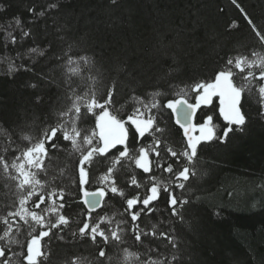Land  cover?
Listing matches in <instances>:
<instances>
[{
	"label": "trees",
	"instance_id": "trees-1",
	"mask_svg": "<svg viewBox=\"0 0 264 264\" xmlns=\"http://www.w3.org/2000/svg\"><path fill=\"white\" fill-rule=\"evenodd\" d=\"M0 2H6V10L0 13V25L7 28L8 23L18 17L22 26L31 29L36 37L35 42L28 39L23 46L9 44L5 49L3 38L6 33L0 31V155L9 163L15 152L24 150L39 137L43 127L56 120L58 109L66 103L60 81H72L76 93L80 95L88 91L89 87H94L97 97L103 94L105 85L117 82L114 108L118 110L117 114L126 117L139 106V99L151 103L157 91L162 93L157 97L161 104L180 93L181 89L191 92L193 83L211 79L214 70L222 63V58L237 55L252 58L264 53V47L244 18V13H247L261 35H264V0H236L244 13L240 12L232 0H123L119 10L107 9V0H63L65 4L74 5L73 8L65 9L67 17L73 14L79 16V12L83 11L95 19L90 24H86L83 19L79 20L68 34L71 47L66 44L63 49L55 45V26L50 19L40 18L29 23V20L34 19V14L29 13L28 9L42 11L51 0ZM110 14L123 16L126 23H104ZM197 15L203 23L194 27ZM233 21L239 25V30L235 26L228 28ZM14 34L19 36L18 31ZM101 40L105 44L103 52L97 46ZM49 41H53L55 52L62 55L60 61L43 60L33 55L23 61L25 66L31 67V71H14L21 63L19 60L10 68V60L15 58L17 47L20 51L33 46L44 48ZM93 53L97 55L90 68L68 63L69 56L76 59L83 55L92 57ZM170 69H175L170 80L171 88L169 78L165 75ZM126 70L132 72L134 80L126 74ZM45 74L55 76L59 85L58 88L43 92V95L53 98L54 106L51 109L36 107L33 103L36 92L24 87L25 83H38ZM88 77L95 80V85ZM192 100L194 102V96ZM246 100L243 110L249 119L247 132L240 133L233 126L236 134L229 133L226 143L213 141L211 144H202L192 164L187 165L182 160L181 164L190 168V179L185 182L184 190L174 187L172 174L157 171L153 165L156 176L160 175L162 182L172 184L170 190L175 192L178 200L183 197L194 204L193 208L184 213V221L171 216L166 199L155 202L157 211L151 216L141 214V221L137 222L140 227L144 231L156 233V237L150 236L147 239L142 236L144 244L153 251L148 252L145 247L128 239L125 244L105 247V257L98 258V249L90 241H49L46 237L42 245L49 242L54 253L50 257L51 264H70L73 259L76 264H100V261L103 264H145L148 260L156 264H168L164 257L170 258L171 246L159 236L169 228L174 230L181 242L191 246L187 251H191L192 247L196 249L191 256L197 264H264V101L258 99V94H246ZM201 113L213 116L217 136L221 135L227 122L219 116L218 98L214 97L211 105H202L195 116L197 124L201 122ZM81 116L78 127L91 129L94 117L83 118V108ZM167 124L168 136L161 139L160 145L162 156H167L166 147L181 151L185 139L183 130L174 120L168 119ZM50 155L52 159L45 161L47 176H40L42 180H47L42 193L45 194V204L41 208L49 204L47 192L54 189L59 192L63 188L65 199H68V178L73 174V161L77 154L72 153L69 147L67 152ZM173 160L169 157L167 162L172 163ZM94 167L97 169L96 175L90 171V184L86 186L91 191L100 186L94 181L106 165L100 163L94 164ZM173 167L175 171L177 166L173 164ZM134 174L141 180L140 170L135 169ZM143 175L146 180L151 174ZM129 179L126 175L122 182L118 181L119 186L124 187L129 198L135 192L143 198L146 191L144 182L141 181L142 187L134 192L125 186ZM72 190L75 195L65 205L63 214L70 220L82 222L87 211L81 201L82 193L77 192L74 186ZM19 198L20 192L15 182L6 179L0 168V234L5 228L3 219L9 211L17 208ZM36 199L33 197V202ZM105 203L106 209H98L97 212L104 214L106 211L114 217L112 227L122 220L127 221L120 225L122 228L131 223L123 212L126 205L120 197L111 200L106 197ZM93 216L96 217V213ZM51 218L55 220L54 215ZM193 222L197 224L198 232L192 230ZM70 227L78 231L75 223ZM101 227L106 228L105 225ZM24 228L22 225L19 238L26 243L28 237ZM13 250H16L15 246ZM189 259L185 257V260ZM2 260L0 258V262ZM9 264H20V261L13 257Z\"/></svg>",
	"mask_w": 264,
	"mask_h": 264
},
{
	"label": "snow or ice",
	"instance_id": "snow-or-ice-1",
	"mask_svg": "<svg viewBox=\"0 0 264 264\" xmlns=\"http://www.w3.org/2000/svg\"><path fill=\"white\" fill-rule=\"evenodd\" d=\"M232 3L236 4V0H232ZM122 5L123 0H107L106 8L119 10ZM73 7V4H65L63 0H51L42 11L37 12L35 8L28 9L29 13L34 14V19L29 20V23H34L40 18L50 19L55 26V45L63 49V46L67 44L70 48L68 34L72 27L81 19L86 24L95 22L94 17L83 11L79 12V16L73 14L67 17L65 9ZM236 7L244 13V9L239 4H236ZM5 10L6 2H0V13ZM244 18L261 46L264 47V35H261V31L257 29L252 19L248 18L247 13H244ZM61 20L64 22L61 23ZM104 23L123 25L126 21L123 16L117 17L110 14ZM202 23L197 15L193 22L194 27H199ZM234 26L236 30H239V25L235 21L229 24L228 28L232 29ZM0 31L6 33L3 38L5 49L9 44L23 46L26 40L31 39L35 42L36 39L32 30L25 29L18 17L9 22L7 28L0 25ZM17 31L19 36L14 34ZM97 46L101 52L104 51L103 40L98 42ZM33 55L43 60L60 61L62 59V55L55 52L53 41H49L44 48L33 46L26 51H20L17 47L15 58L10 60V68L16 60H19L21 63L15 67L14 71H31V67L25 66L23 61L26 57L31 58ZM63 55L66 56L67 53ZM96 55L93 53L92 57L83 55L76 59L69 56L67 59L69 64L90 68L95 62ZM3 59H8V57ZM178 68L179 65H177ZM174 72L175 69H170L165 74L169 78L170 88L172 87L170 80ZM126 74L131 79H135L131 71L126 70ZM88 79L92 80L95 85L92 77ZM60 85H62L63 98L66 103L58 109L56 120L43 127L39 137L34 142H30L24 150L15 152L13 149L15 155L11 163L0 155V168L3 170L4 177L14 181L20 192L17 208L9 211L3 219L5 228L0 234V258L3 260L0 264H9L13 257L19 260L20 264H51L50 257L54 253L49 247V242L46 241L44 245L41 243L46 237L49 241L66 239L90 241L98 249V258L105 257V247L125 244L128 239L145 247L148 252L153 251L154 249L147 248L144 244L142 236L147 239L150 236L156 237V233L144 231L140 227L137 222L141 221V214L145 217L151 216L157 211L155 202L166 199L171 216L184 221V213L194 207V204H191L187 198L181 197L178 200L175 192L170 190L172 185L162 181L157 182L153 165L157 171L172 174L175 181L174 187L184 190L185 182L190 179V168L182 165V160L187 165L192 164L202 144H211L213 141L220 144L226 143L229 140V133L236 134L233 132V126H236L240 133H246V125L249 123L243 110L244 104L247 103L246 94L251 96L256 89L258 99L264 101V58L249 59L245 55L222 58V63L214 70L211 79L200 80L191 85L190 90L194 94V102L189 103L186 98L187 93L181 89L180 93H176L161 104L157 97L162 93L157 91L151 103H144L143 99H139L137 101L139 106L135 107L126 117L117 114L118 110L114 108L113 97L118 93L115 81L105 85V91L100 97H97L94 87H89L88 91L80 95L76 93L72 81H60ZM24 87L36 92L33 99L36 107L51 109L54 106L53 98L43 95V92L59 87L55 76L45 74L40 77L38 83H25ZM214 97L218 98L219 116L227 122L219 136H217V128L213 124L212 115L201 113V122L193 123L197 110L201 109L202 105H211ZM133 99L136 98L133 97ZM82 108L83 118L94 117V126L91 129H81L77 126L82 119ZM168 119L174 120L175 124L183 130L185 139L181 151L177 152L171 147H166L167 156H162L160 145L161 139H166L168 136L166 131ZM60 141L67 143L61 144ZM9 143L11 144V141ZM69 147L71 152L77 155L73 161V174L68 178V199H65L66 192L63 188L59 192L54 189L47 192L49 204L41 208V205L45 204V194L42 193L47 183V180L40 178L41 174L47 176L45 161L52 159L50 153L67 152ZM169 157L174 158L172 163L167 162ZM100 163L106 165L94 181L100 186L90 191L85 188V185L90 184V171L94 176L96 175L97 169L94 164ZM173 164L177 166L175 171ZM135 169L140 170L141 180H138L134 174ZM143 174L151 175L145 180ZM126 175L130 179L125 186L132 188L134 192L135 189L142 187L141 181L144 182L146 191L143 198L138 192L129 198L124 187L119 186L118 181L122 182ZM73 186L77 192L82 193L81 201L87 210L82 222L70 220L63 214L65 205L69 204L75 195L72 190ZM33 197H37L34 202ZM106 197L109 200L120 197L126 205L123 212L131 222L126 228L120 225L127 221L122 220L112 227L114 217L109 216L106 211L104 214L97 212L98 209H106ZM29 202H32L31 210L27 207ZM93 213H96V217ZM53 215L55 216L54 221L51 218ZM73 223L78 226V231L70 227ZM22 225L25 226L23 230L26 231L28 237L26 243L19 238ZM102 225L106 228L101 227ZM191 227L194 232H198L195 222ZM37 228L40 229L39 232ZM159 238H163L171 246L170 258L164 257L168 264H197L196 259L191 256L196 249L192 247L191 251H187L191 246L186 242H181L173 229L169 228L167 232H161ZM14 246L16 250H13ZM185 257L191 259L185 260ZM137 260H139L138 255ZM70 264H76V260L73 259ZM100 264H103V261H100ZM145 264H156V262L148 260Z\"/></svg>",
	"mask_w": 264,
	"mask_h": 264
},
{
	"label": "rangeland",
	"instance_id": "rangeland-1",
	"mask_svg": "<svg viewBox=\"0 0 264 264\" xmlns=\"http://www.w3.org/2000/svg\"><path fill=\"white\" fill-rule=\"evenodd\" d=\"M258 58H264V53L263 54H257V55H255V56H253L252 58H249V59H258ZM257 87H258V85H257ZM185 93H187V96H186V98L189 100V103H191L193 100H192V98H193V96H194V94L192 93V92H190V91H184ZM181 94H183V93H181ZM252 95H257V91H256V89H254V91H253V94ZM197 112H198V110H197ZM193 123H195V117H194V120H193ZM78 126V125H77ZM217 128V127H216ZM82 129V128H81ZM195 134H198V133H195ZM101 172L99 171V174H100ZM97 177V176H96ZM160 181H162V177L159 175V176H157V182H160ZM168 184H170V183H168ZM172 185V184H171ZM86 186L87 185H85V188H86ZM91 191V190H90ZM27 207H29V209L31 210L32 209V202H29V204L27 205ZM41 243H42V241H41Z\"/></svg>",
	"mask_w": 264,
	"mask_h": 264
}]
</instances>
